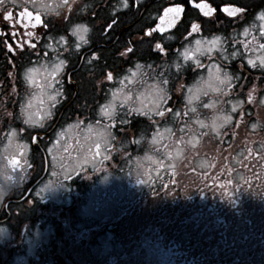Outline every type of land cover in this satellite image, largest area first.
Instances as JSON below:
<instances>
[{
    "label": "rangeland",
    "instance_id": "rangeland-1",
    "mask_svg": "<svg viewBox=\"0 0 264 264\" xmlns=\"http://www.w3.org/2000/svg\"><path fill=\"white\" fill-rule=\"evenodd\" d=\"M59 2L61 0H38V7L53 10ZM101 3L104 5L105 0ZM262 24L264 20H260V26L256 28L241 26L227 30L232 36L231 42H225L226 37L222 34L191 37L186 42L181 41L176 52L177 42H174L169 53L160 59L136 62L107 93V102L96 110H71V116L66 111L64 117L62 113L50 126V136L42 141L45 153L35 152L38 160L32 168L36 183L30 194L31 201L8 207L12 215L22 216L21 222L13 216L9 219L14 236L8 238L7 225L6 228L0 225V241L7 240V251H14L13 259H8L6 264L27 263L26 256L33 255L34 243L38 244L40 252L36 264H148L143 262L144 254L149 251L143 249L142 239L152 238L150 223L157 224L159 216L152 210L147 212L150 200L143 197L159 190L169 180L176 168L182 166L183 155H186L182 161L184 168L192 166L185 164L189 161L187 156L192 154L189 147L197 148L200 155L195 157L194 167L204 171L209 167V156H230L234 146L242 148L243 144H249L253 139L249 132L261 129L258 137L264 141V75L248 69L252 66L249 60L259 71L264 69L260 66L264 59ZM56 26L66 33L75 27L70 26L69 21ZM74 31L79 41L82 31ZM216 37L220 39L215 40ZM197 41L201 43L197 44ZM186 51L188 59L184 57ZM232 53L236 55L232 56ZM198 61L201 67H197ZM56 65L59 63L40 62L30 67L38 71L31 74V81L25 79V92L19 96L20 103L13 107L7 101L0 107V113L8 123L12 124L9 120L12 115L23 121L17 130L7 126L6 134L0 138V201L10 186L19 185L29 175L32 125L41 123L51 112L47 102L53 95L48 93V87ZM224 73L231 77V85L234 83L232 94H229L227 84L220 83ZM217 88L221 91H216ZM168 91L172 96L170 110L165 114L167 118L157 123L137 120L136 114L142 110L152 117ZM189 97H195L191 104ZM118 104L120 107L116 110ZM205 104L210 107L205 108ZM245 108L247 111L243 112ZM26 119L35 123H25ZM61 120L67 122L60 124ZM234 120L237 122L235 127L226 131L232 137L227 140L232 143V148L221 149L222 144L218 147L215 140L221 138L224 129ZM262 147L260 144L256 149ZM243 152L241 149L236 152L232 160L234 165ZM109 153L114 159L97 168L99 160ZM13 156L17 157L15 163L8 162ZM98 169L100 172H96ZM82 170L89 171L83 175L86 180L74 190L69 178ZM236 177L242 179L239 171ZM183 178L186 180L187 176ZM190 187L193 189L192 184ZM128 204L131 207L126 212L130 213L126 228L130 226L133 234L124 230L119 235L121 240H116L118 238L115 239L112 233L92 228L96 219L126 209ZM183 213L179 216L181 220ZM13 220L16 221L13 223ZM233 222L235 225L229 229V234L234 242L228 253L236 256L235 264H264V232L257 237L246 227L244 220ZM191 228L190 225L184 227L187 231L179 236V243L194 231ZM244 234L247 237L242 239ZM45 242L51 244L47 246ZM225 248L229 247L220 245L217 249L220 253H217L226 255L223 253ZM247 248L252 251L251 256ZM7 256L5 248L0 249V259Z\"/></svg>",
    "mask_w": 264,
    "mask_h": 264
},
{
    "label": "flooded vegetation",
    "instance_id": "flooded-vegetation-1",
    "mask_svg": "<svg viewBox=\"0 0 264 264\" xmlns=\"http://www.w3.org/2000/svg\"><path fill=\"white\" fill-rule=\"evenodd\" d=\"M205 1L212 8L208 16L190 8L188 0H105L104 5L101 0H61V16L50 17L49 24L42 27L53 30L65 21L75 27L69 33L63 32V40L61 37L50 38L41 43L39 26L32 27L36 24L34 17L39 11L38 0H0V46L3 50L0 52V65H9L12 71L18 67L20 71H25L39 53L49 56L48 63L60 64L63 61L61 72L50 75L55 85L52 91L60 92L55 100L50 99L52 108L65 111L97 109L107 102V93L118 78L119 68L131 57H152L156 51L160 56L167 55L174 42L189 39L192 35L241 26H260L259 15L264 14V0ZM175 3L183 4V15L169 32L160 34L156 29L157 19L164 7ZM227 3L235 4L241 10L230 16L222 11V6ZM107 9L108 14H105ZM25 11L33 14L31 23L27 15H20ZM165 18L172 21V14L168 13ZM192 24L199 25V30L193 32ZM75 29L78 33L82 31L79 41L75 37ZM133 38L138 40L135 42ZM157 44L163 51L156 48ZM109 74L112 79H108ZM17 221L21 222V219ZM9 229L12 231L11 223Z\"/></svg>",
    "mask_w": 264,
    "mask_h": 264
},
{
    "label": "trees",
    "instance_id": "trees-1",
    "mask_svg": "<svg viewBox=\"0 0 264 264\" xmlns=\"http://www.w3.org/2000/svg\"><path fill=\"white\" fill-rule=\"evenodd\" d=\"M214 161L207 172L192 167L180 169L166 188L147 197V201L150 200L147 212L152 210L159 217L157 224L150 223L152 238L142 239L143 249L149 251L144 254L143 262L193 264L197 261L193 253L189 254L187 249L184 251L176 242L178 234L189 225L194 228L198 239L209 234L204 237L207 241L211 238L216 241V235H219L213 232L224 230L238 218L246 219V224H250L254 232L259 233L264 227V154L248 151L241 162L247 172L246 180L241 184L229 179L227 164L213 166L217 163ZM184 176H187L186 180ZM137 232L143 236L139 230ZM187 246L189 242H186Z\"/></svg>",
    "mask_w": 264,
    "mask_h": 264
},
{
    "label": "snow or ice",
    "instance_id": "snow-or-ice-1",
    "mask_svg": "<svg viewBox=\"0 0 264 264\" xmlns=\"http://www.w3.org/2000/svg\"><path fill=\"white\" fill-rule=\"evenodd\" d=\"M125 6H127V4H125ZM197 7H200V8H202V9H206V11H205V15H209V14H211V12H212V9L209 8L206 4H204V5H197ZM181 11H182V7H181L180 5H176L174 8H168V9H165V16H167L168 13H173L174 15H173V17H172V21H166V20H165V17H161L162 22H166V23H173V22H175L176 16H178V15L181 13ZM225 11H229V14H230V15L232 14L231 11L228 10V9H225ZM237 11H239V9H237ZM20 15H21V17L27 15V16L30 18V19H29V23H31V19L33 18V14H32L31 12L25 11V12H22ZM34 19H35V21H36V24H32V27H36L37 25H41V26H45V27L47 26L46 23H45L44 21H42L41 16H40L39 13H37V14L35 15ZM259 19H260V20H264V14L260 15ZM21 23H23V19H21ZM113 23H115V21H113ZM26 26H27V25H26ZM158 27L160 28V30H163L162 25H159ZM192 30H193V32L198 31V30H199V25H197V24H192ZM85 31H86V29H85ZM260 31H261L262 34H264V24L261 25V27H260ZM149 34H150V33H149ZM28 35L31 36L32 33L29 32ZM63 39H64V38L61 37V40H63ZM214 39H215V40H219L220 38H219V37H216V38H214ZM85 43H86V41H85ZM196 43H197V44H200L201 42H200V41H197ZM77 47H79V44L77 45ZM156 48L159 49V50H161V51H163V49L161 48V45H160V44H157V45H156ZM261 48H264V45H261ZM129 51H131V49H129ZM231 55H232V56H235L236 53H232ZM184 57H185V59H188V58H189V57H188V54H187V51L185 52ZM221 59H223V57H221ZM63 63H64L63 61H60V64L55 66L56 71H59V68H60L61 65H63ZM248 63H249V64H252L253 67H256V64H255L253 61H251V60H249ZM201 66H202L201 63L198 61V62H197V67H201ZM260 66H261V67H264V59L261 60V64H260ZM138 67H139V66H138ZM177 67L179 68L180 66L177 65ZM35 71H38V69H36V68H28V69L26 70V72H25V79L31 81V74H32L33 72H35ZM55 74H56L55 71L52 72V75H53V76H54ZM108 79H112L111 74H109ZM230 80H231V77H229V76L227 75V73H224V79H222V80L220 81V83H221V84H227V86L230 88V87H231ZM163 83L166 84L167 81H163ZM215 90H216V91H221V89H219V88H217V89H215ZM190 91H191V90H190ZM204 94L207 95V93H204ZM57 95H60V92H56L52 97H50V99L55 100V97H56ZM193 99H195V97H189V98H188V102H189V104L192 103V100H193ZM204 107H205V108H208V107H210V104H205ZM192 111L194 112L195 109H192ZM233 111H235V108H233ZM156 114H157V115H160V116H163V115H164V113H163L162 111L159 110V107L156 109ZM227 119H230V117L227 118ZM30 122H31V123H35V121H31L30 119H26V120H25V123H30ZM13 163H15V161H13Z\"/></svg>",
    "mask_w": 264,
    "mask_h": 264
}]
</instances>
